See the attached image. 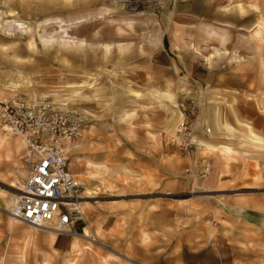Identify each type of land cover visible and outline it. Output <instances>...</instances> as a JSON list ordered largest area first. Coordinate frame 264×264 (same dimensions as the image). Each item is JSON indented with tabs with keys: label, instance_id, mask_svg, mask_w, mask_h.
<instances>
[{
	"label": "rangeland",
	"instance_id": "rangeland-1",
	"mask_svg": "<svg viewBox=\"0 0 264 264\" xmlns=\"http://www.w3.org/2000/svg\"><path fill=\"white\" fill-rule=\"evenodd\" d=\"M239 1L0 0V101L46 99L81 119L73 227L95 239L38 257L8 242L10 183L26 166L5 132L0 264H264V23L244 22ZM190 106L203 146L187 158L176 128ZM200 156L209 173L191 179Z\"/></svg>",
	"mask_w": 264,
	"mask_h": 264
},
{
	"label": "built area",
	"instance_id": "built-area-1",
	"mask_svg": "<svg viewBox=\"0 0 264 264\" xmlns=\"http://www.w3.org/2000/svg\"><path fill=\"white\" fill-rule=\"evenodd\" d=\"M124 8L156 6L161 0H113ZM194 107L190 106L177 125L178 152L190 158L192 149L201 145L194 140ZM81 119L72 111L54 107L46 99L28 101L14 97L0 101V130L23 142L21 160L26 166L16 200L6 213L21 223L37 229L52 228L68 236L74 224L84 223L80 208L81 186L67 167V148L82 135ZM207 134L209 129L204 127ZM210 160L200 156L197 164H188L184 172L191 179H203L210 170ZM82 226L79 227L81 231ZM94 242L92 235L87 236ZM87 238V239H88Z\"/></svg>",
	"mask_w": 264,
	"mask_h": 264
},
{
	"label": "crops",
	"instance_id": "crops-1",
	"mask_svg": "<svg viewBox=\"0 0 264 264\" xmlns=\"http://www.w3.org/2000/svg\"><path fill=\"white\" fill-rule=\"evenodd\" d=\"M13 143L15 144L16 149L19 148L20 144L22 145V142L19 139V137L17 139H14ZM13 143L10 142L11 147L13 146ZM199 145L203 146V142L199 141ZM68 148H67V150H68ZM14 181H17V180L14 179ZM11 183H12V181H11ZM11 183H10V186H11ZM5 196L6 195H3L2 200L8 207L11 204V202H9V200H11L13 198V196H10V195H9V197H7V196L5 197ZM12 202H13V200H12ZM254 212H258V211L256 210ZM7 217L9 218L8 215H7ZM248 221H250L252 224H255V222L252 220H248ZM9 223L10 224L8 227V237H7L8 242L10 239H13L14 242L23 243L24 247L27 250H29L28 254H30V255H35L36 257H38V253H35V252L41 251V253L42 252L44 253V251H46V250H50V251L54 252L55 254L61 255V253H63V251H71L72 247H74V245H72V244H74L73 239L69 236L61 235V234H57V233H50L46 230L37 229L34 227L28 228V227L19 226V225L15 224V223H19V222H13L10 218H9ZM260 224L264 225V221L261 222ZM260 224H258V225H260ZM80 233H88L87 227L83 226L81 228ZM75 244H76L75 246H77L78 243L75 242ZM80 247L81 248H77L75 252H78L81 249H90V247L82 244L81 242H80ZM30 262L32 263V262H34V260H32V261L30 260ZM35 262L40 263L39 258L38 259L35 258Z\"/></svg>",
	"mask_w": 264,
	"mask_h": 264
},
{
	"label": "bare ground",
	"instance_id": "bare-ground-1",
	"mask_svg": "<svg viewBox=\"0 0 264 264\" xmlns=\"http://www.w3.org/2000/svg\"><path fill=\"white\" fill-rule=\"evenodd\" d=\"M242 1H244V2H240L239 1L238 7H236V9H237V12H239V13H241V12H243L244 14L246 13V15L244 16V22H247L250 19H253L254 20V19H257L258 18L261 21V24L260 25H262L264 23V0H242ZM3 22H6V21H3ZM7 133H5V131H0V145H2V144H8L9 145L8 147H11L10 141H8V139H7L8 138ZM21 142H22V140H21ZM14 185H15V183L12 182L11 183V186L14 187V189H16L18 191L19 187H16ZM15 200H16V196L13 199V202H15ZM83 203H86V201H80V204H83ZM82 208H84V207H82ZM8 216H9V218L13 222H19L18 220L12 218L10 215H8ZM19 223H21V222H19ZM43 230H46V231H48L50 233H55V231L52 228L43 229ZM68 236L69 237H72V238H76V239H80V238L87 239L88 238L87 237L88 236V233H80V232L79 233H74V232H69ZM87 240H88V242H90L89 241V238ZM90 243H92V242H90ZM73 245L74 246L76 245L75 242H74Z\"/></svg>",
	"mask_w": 264,
	"mask_h": 264
}]
</instances>
